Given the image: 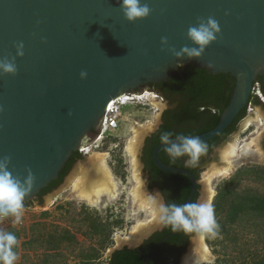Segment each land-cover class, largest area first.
<instances>
[{
	"label": "water",
	"instance_id": "1",
	"mask_svg": "<svg viewBox=\"0 0 264 264\" xmlns=\"http://www.w3.org/2000/svg\"><path fill=\"white\" fill-rule=\"evenodd\" d=\"M143 2L149 4L151 14L130 22L124 17L119 0H0V60L15 57L17 66L14 75L0 73V158H11L9 171L15 177L23 180L29 170L35 177L24 206L60 176L81 145L98 137L110 101L125 92L143 93L144 85L167 80L180 65L207 67L212 73L229 72L236 79L219 123L191 136L201 141L217 136L248 105L246 116L229 139L216 147L200 179L188 167L163 161L161 152L165 145L161 142L155 146L153 161L158 168L187 175L191 180L190 193L182 205L190 204L198 184L201 188L197 203L210 204L216 185L243 163L264 164V106L250 102L252 95L264 101L258 82L263 76L264 85V0ZM209 17L219 23L221 31L200 58H178L161 50L162 37H167L177 51L185 45L195 46L188 39V29L199 19ZM21 42L22 57L17 55L16 47ZM82 71L87 72L86 78L81 77ZM150 101L159 110L155 122L142 125L129 118L133 130L130 154L137 181L131 193L135 211L146 208L156 216L134 226L130 235H118L117 244L108 250L110 254L125 245L136 248L163 226L159 208L165 205V199L159 187L148 186L141 149L145 139L161 124L169 102L152 95ZM92 129H97L98 134L91 140ZM171 140L179 143L176 136ZM107 153L83 155L59 186L30 206H46L77 175L80 179L74 192L96 203L102 194L115 198L116 184L106 165ZM179 231L172 230L158 240L146 264L159 246ZM193 253L207 254L203 237L195 232L180 264H187Z\"/></svg>",
	"mask_w": 264,
	"mask_h": 264
},
{
	"label": "trees",
	"instance_id": "2",
	"mask_svg": "<svg viewBox=\"0 0 264 264\" xmlns=\"http://www.w3.org/2000/svg\"><path fill=\"white\" fill-rule=\"evenodd\" d=\"M261 90L264 94L263 76H259ZM236 79L229 72L212 73L207 67H199L194 64L184 65L174 70L167 80L150 83V88L154 91H160V94L169 102V108L162 114V123L159 128L147 137L144 149L145 169L150 174L149 188L160 187L165 195L167 205H182L190 193L191 180L184 174H175L162 171L153 161V150L155 146L161 143L160 136L164 133H170L171 137L177 135H195L214 128L220 121L221 114L229 105ZM158 93V92H157ZM250 102L254 105H263L258 96L252 95ZM248 105L241 110L238 116L217 136L202 141L207 145V150L203 153L195 167H188L184 161L187 157L172 161L165 151L161 152V158L166 163L176 166L190 168L198 179L205 165L211 160L217 146L229 139L230 135L236 131L239 122L246 116ZM82 156L79 152H74L67 161L60 176L53 180L48 186L44 187L38 194L40 200L43 196L61 184L65 176L69 173L74 163ZM259 174L264 178V169L262 168H241L235 176L225 180L219 187L212 208L218 228L216 234L220 237H228L230 243L235 242L237 254L233 256L234 264H264V194H250L248 189L239 191L238 184L243 180V174ZM242 176V177H241ZM201 185L198 184L197 190L190 203H197L200 196ZM244 200V201H243ZM32 201L25 203L30 206ZM244 229L250 228L252 235H256L263 242L261 246H255L249 243L252 237L247 235L243 238L244 245L240 250V233L237 227ZM171 226H165L162 231L154 233L140 247L115 250L110 256V264H146L152 247L168 232L172 231ZM194 234L186 233L180 230L176 235L166 240L156 251L153 260L149 264H180L182 254L185 252L190 237ZM249 234V235H251ZM244 237V234L243 236ZM35 241V238H33ZM239 243V246H237ZM216 246L218 244L216 243ZM59 248L60 244L55 245ZM17 249H14V251ZM236 249V248H235ZM219 253V248H215ZM220 262H227L226 257Z\"/></svg>",
	"mask_w": 264,
	"mask_h": 264
},
{
	"label": "rangeland",
	"instance_id": "3",
	"mask_svg": "<svg viewBox=\"0 0 264 264\" xmlns=\"http://www.w3.org/2000/svg\"><path fill=\"white\" fill-rule=\"evenodd\" d=\"M146 88L144 87L143 92L157 94ZM155 98L160 99L157 96ZM161 101L165 102L163 99ZM158 112V107L150 100L125 107L120 129L106 138L100 147L86 155L89 157L93 153L108 152L105 160L116 184L115 198L110 199L102 194L98 203L85 200L78 195V192H74V179L46 206H24L19 224H14L11 217L0 218V231L13 232L18 239L15 264H108L111 255L108 250L117 244L118 235L122 238L130 235L134 226L150 222L155 217L154 213L146 208L137 211L133 208L131 190L133 186H137V181L133 177L129 147L133 134L129 118H134L145 125L147 121L155 122ZM245 167L264 169V164L243 163L230 177L235 176ZM228 178L216 185L211 206L219 187ZM237 189L239 191L248 189L251 195L257 192L264 194V178L254 173L243 174V180L238 184ZM237 231L241 236L240 250L241 245L245 244L243 238L246 235L248 240L249 236L252 237L249 243L255 246L263 245L258 236L250 233L253 231H250V228L242 229L238 226ZM230 236L233 234L231 233ZM230 236L226 238L218 234L205 235L204 241L210 250V259L200 264H234L233 256H236L239 249L234 247L235 242H227ZM245 240L248 242L246 238ZM58 244L60 247L55 248L54 246ZM237 244L239 246V243ZM215 248H219L220 252L216 253ZM223 257L228 261L220 262L219 258L222 260Z\"/></svg>",
	"mask_w": 264,
	"mask_h": 264
},
{
	"label": "clouds",
	"instance_id": "4",
	"mask_svg": "<svg viewBox=\"0 0 264 264\" xmlns=\"http://www.w3.org/2000/svg\"><path fill=\"white\" fill-rule=\"evenodd\" d=\"M119 2L124 17L130 22L147 18L152 11L149 4L143 0H119ZM220 31L219 23L214 18L209 17L207 20L201 18L196 25L190 26L187 32L188 39L195 46L185 45L177 51L175 47L170 46L167 37H162L161 50L170 51L178 58L185 55L189 59L200 58L208 46L217 39V34ZM16 47L17 55L22 57L24 55L23 43H19ZM16 72L15 57L12 59L5 57L0 60V73L14 75ZM80 75L82 78H86L87 72L82 71ZM176 139L179 143L172 142L170 133H164L160 136L162 144L165 145V153L172 161L187 157L184 161L185 165L195 167L200 156L206 152L207 145L194 136L181 134L177 135ZM10 162V157L0 158V218L11 217L14 224H19L23 216L25 197L32 191L35 177L31 170L23 180L15 177L9 171ZM159 213L161 225L171 226L174 231L195 232L201 237L216 235L218 225L214 217V209L210 204H161ZM17 245L18 239L13 232L0 231V264H15L17 255L14 249Z\"/></svg>",
	"mask_w": 264,
	"mask_h": 264
},
{
	"label": "built area",
	"instance_id": "5",
	"mask_svg": "<svg viewBox=\"0 0 264 264\" xmlns=\"http://www.w3.org/2000/svg\"><path fill=\"white\" fill-rule=\"evenodd\" d=\"M145 93L146 92L136 94V92H125L110 101L104 115L103 128L101 130V133L97 138L88 143L86 146L81 145L79 151L84 155H89L95 148L100 147V145L103 144L106 138L120 129L122 122V112L125 107L131 106L135 103H145L147 101V98H143V95ZM154 95L160 97V99H163L157 94Z\"/></svg>",
	"mask_w": 264,
	"mask_h": 264
},
{
	"label": "flooded vegetation",
	"instance_id": "6",
	"mask_svg": "<svg viewBox=\"0 0 264 264\" xmlns=\"http://www.w3.org/2000/svg\"><path fill=\"white\" fill-rule=\"evenodd\" d=\"M144 87H147V88H149V89H151L150 87L151 86H149V84L148 85H144ZM158 92V94H160V91H157ZM161 95V94H160ZM162 96V95H161ZM162 98H163V100H166L163 96H162ZM170 106V105H169ZM169 108V107H168ZM165 111V110H164ZM163 111V112H164ZM163 114V113H162ZM161 120H162V118H161ZM163 121V120H162ZM162 123V122H161ZM160 126V125H159ZM159 128V127H158ZM98 134V130L97 129H92V131H91V140L96 136ZM89 139V140H90ZM90 140V141H91ZM146 140H147V138L145 139V141H144V144H143V147H142V149H141V162H142V164H143V167L145 168V162H144V156H145V153H144V149H145V145H146ZM89 141H87L86 143H88ZM261 145H262V147L264 148V137H263V139H262V141H261ZM80 149V148H79ZM76 152V151H75ZM77 152H79L80 153V155L83 157V153H81L79 150L77 151ZM81 157V158H82ZM146 172H147V182H148V186H149V180H150V174H149V172L146 170ZM60 185V184H59ZM58 185V186H59ZM160 188V187H159ZM160 190H161V192H162V194H163V196H164V199H165V205H167V201H166V198H165V195H164V193H163V191H162V189L160 188ZM52 191V190H51ZM29 201H32V203L34 202V201H38V202H41V200H40V198L38 197V194H37V196L34 198V199H31V200H29ZM28 202V201H27ZM165 228V226H162L161 228H158L156 231H154V232H152V234L149 236V237H147V238H145L143 241H142V243L139 245V246H137L136 248H138V247H140L148 238H150L154 233H156V232H159V231H162L163 229ZM126 246V245H125ZM125 246H123V247H125ZM122 247V248H123ZM127 247V246H126ZM121 248V249H122ZM134 249V248H133ZM111 256V255H110ZM154 258V257H153ZM110 260V259H109ZM153 260V259H152ZM151 260V261H152ZM150 261V262H151ZM110 262V261H109ZM110 264V263H109Z\"/></svg>",
	"mask_w": 264,
	"mask_h": 264
},
{
	"label": "bare ground",
	"instance_id": "7",
	"mask_svg": "<svg viewBox=\"0 0 264 264\" xmlns=\"http://www.w3.org/2000/svg\"><path fill=\"white\" fill-rule=\"evenodd\" d=\"M150 95H152L154 98L156 97L155 95H153L152 93H150L149 91H147L144 95H143V98H147V100H150ZM130 147V146H129ZM93 154H97V153H93ZM106 161V160H105ZM79 179H80V175L77 176L74 180V187L76 188L78 182H79ZM78 195L85 199V200H88V201H91L93 202L92 200L88 199L87 197L83 196L82 194H80L78 192ZM153 213V212H152ZM155 215V214H154ZM156 216V215H155ZM203 245H204V249L206 251L207 254L205 255H197L196 253H193L191 255L188 256V259H187V264H200L204 261H208L210 259V250L208 248V246L206 245L205 241H204V236H203Z\"/></svg>",
	"mask_w": 264,
	"mask_h": 264
}]
</instances>
